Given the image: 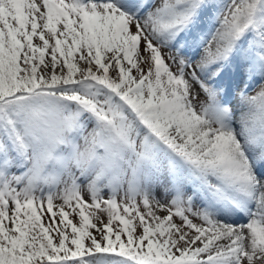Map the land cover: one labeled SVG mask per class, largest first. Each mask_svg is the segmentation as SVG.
Segmentation results:
<instances>
[{
	"label": "snow or ice",
	"instance_id": "obj_1",
	"mask_svg": "<svg viewBox=\"0 0 264 264\" xmlns=\"http://www.w3.org/2000/svg\"><path fill=\"white\" fill-rule=\"evenodd\" d=\"M0 264H264V0H0Z\"/></svg>",
	"mask_w": 264,
	"mask_h": 264
},
{
	"label": "rangeland",
	"instance_id": "obj_2",
	"mask_svg": "<svg viewBox=\"0 0 264 264\" xmlns=\"http://www.w3.org/2000/svg\"><path fill=\"white\" fill-rule=\"evenodd\" d=\"M255 93H253V95H254ZM105 219H106V217H105Z\"/></svg>",
	"mask_w": 264,
	"mask_h": 264
}]
</instances>
